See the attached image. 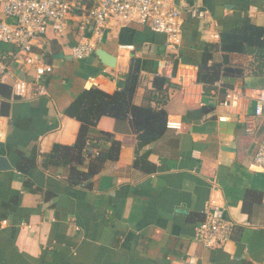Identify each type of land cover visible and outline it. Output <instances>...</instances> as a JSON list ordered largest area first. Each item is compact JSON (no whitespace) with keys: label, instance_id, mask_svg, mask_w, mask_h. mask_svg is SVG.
<instances>
[{"label":"crops","instance_id":"obj_1","mask_svg":"<svg viewBox=\"0 0 264 264\" xmlns=\"http://www.w3.org/2000/svg\"><path fill=\"white\" fill-rule=\"evenodd\" d=\"M170 1L184 12L178 50L146 26L113 22L94 54L77 61L71 48L80 34L70 23L62 36L49 31L38 49L54 67L44 80L47 93L33 87L24 99L0 94V155L13 167L0 171V264H264V169L253 163L264 139V113L253 117L264 76L252 75L250 56L231 54L230 63L246 70L243 77L223 79L231 90L223 80L209 91L198 81L208 44H219L223 32L245 19L264 27V0ZM192 5L207 12L205 20L185 13ZM99 49L115 58L113 67L100 60ZM15 51L0 43L3 60ZM213 54L209 65L222 60L223 53ZM132 58L140 60L143 76L165 78L167 102L151 105L182 128L167 129L139 150L128 121L101 118L97 129L121 144L118 159L90 181L70 185L65 168L42 166L44 156L77 140L81 124L65 110L84 90L117 91ZM13 70L15 78L31 81L29 72L16 65ZM134 102L147 105L144 89ZM110 145L97 140L93 153ZM34 150L37 167L25 177L17 166ZM26 178L36 191L24 189ZM213 202L235 230L223 247L209 250L196 240L195 227Z\"/></svg>","mask_w":264,"mask_h":264},{"label":"built area","instance_id":"obj_2","mask_svg":"<svg viewBox=\"0 0 264 264\" xmlns=\"http://www.w3.org/2000/svg\"><path fill=\"white\" fill-rule=\"evenodd\" d=\"M0 19V43L15 47L10 61L0 58V86L13 79V66L29 72L31 81L15 78L12 96L26 98L32 88L43 95L47 93L45 77L54 67L39 52L49 31L62 36L70 23H75L80 39L71 48L77 61L94 54L105 32L113 22L139 24L167 38V48L178 50L183 40V11L170 0H4ZM192 20L203 21L207 12L199 5L185 10ZM264 113V92H259L254 108V118ZM225 122L226 118H220ZM167 129L180 130L181 122L168 120ZM253 163L264 169V139L253 156ZM235 224L226 216L223 207L211 203L204 212V220L195 227L196 240L206 249L223 247L233 236ZM194 264V260L191 261Z\"/></svg>","mask_w":264,"mask_h":264},{"label":"trees","instance_id":"obj_3","mask_svg":"<svg viewBox=\"0 0 264 264\" xmlns=\"http://www.w3.org/2000/svg\"><path fill=\"white\" fill-rule=\"evenodd\" d=\"M223 53L222 60H213V53ZM231 54L250 56L253 59L250 71L252 75L264 76V27L258 26L245 19L242 24L231 31L223 32L219 44H208L199 65L198 81L207 91L214 89L215 83L225 78L243 77L246 70L232 65L229 61ZM8 61V60H7ZM6 61V62H7ZM224 88L231 90L232 83L222 81ZM144 89L147 105H136L134 102L137 90ZM165 78L157 75L143 76L141 62L132 58L130 69L125 76L124 83L113 94L99 88L82 91L65 110V115L80 122L81 127L77 140L72 146H59L52 153L44 156L42 166L45 169L63 167L68 171L70 185H81L98 175L108 161H117L121 144L113 135L97 129L99 120L110 117L117 122L128 121L138 139L137 149L152 145L159 141L167 130V113L158 105L152 106L151 101L158 100L159 104L167 102ZM12 86H0V94L10 97ZM6 105H2V114H6ZM105 140L111 142L109 149L100 150L94 154L93 142ZM38 154L23 158L18 164L17 171L27 177L29 171L37 167ZM135 163L138 167L140 160ZM87 165V170H79L80 166ZM26 191H36L27 178L24 181Z\"/></svg>","mask_w":264,"mask_h":264},{"label":"water","instance_id":"obj_4","mask_svg":"<svg viewBox=\"0 0 264 264\" xmlns=\"http://www.w3.org/2000/svg\"><path fill=\"white\" fill-rule=\"evenodd\" d=\"M96 54L100 58V60L107 66L113 67L115 64V58L109 56L106 52L99 49L97 50ZM13 167L11 166L9 160L5 157L0 155V171H12Z\"/></svg>","mask_w":264,"mask_h":264}]
</instances>
